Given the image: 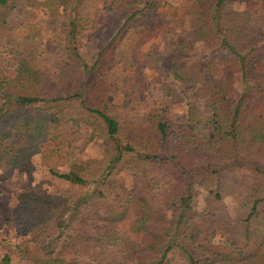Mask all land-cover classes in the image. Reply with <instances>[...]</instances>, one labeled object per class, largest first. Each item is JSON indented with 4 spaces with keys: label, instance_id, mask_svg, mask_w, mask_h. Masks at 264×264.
Returning a JSON list of instances; mask_svg holds the SVG:
<instances>
[{
    "label": "trees",
    "instance_id": "obj_1",
    "mask_svg": "<svg viewBox=\"0 0 264 264\" xmlns=\"http://www.w3.org/2000/svg\"><path fill=\"white\" fill-rule=\"evenodd\" d=\"M237 1L188 0L193 42L230 57V63L204 57L171 63L173 81L191 85L203 110L188 102L183 125L154 113L145 126H135L106 99L116 66L124 76L135 68L129 57L140 45L156 37L168 41L155 0L106 3L99 19L110 35L91 60L80 46L82 12L92 0H65L52 30L25 23L21 39H8L18 7L54 15L58 3L0 0V170L9 176L25 167L31 176L29 162L46 143L69 148L82 127L90 130L89 141L101 135L106 148L82 170L50 171L75 186L92 180L84 195L18 196L17 212L26 215L31 233L17 245V264H61L72 255L88 264H170L174 251L184 264H264V31L258 29L264 0H245L246 8L235 11ZM47 36L57 48L51 56L41 46ZM123 47L127 52L120 53ZM130 83L140 85L138 75ZM125 171L135 181L130 189L115 179ZM199 191L204 206L197 210L192 200ZM225 197L235 204V217ZM132 207L139 217L129 229L143 235L137 245L115 231ZM10 263L8 255L0 259Z\"/></svg>",
    "mask_w": 264,
    "mask_h": 264
},
{
    "label": "rangeland",
    "instance_id": "obj_2",
    "mask_svg": "<svg viewBox=\"0 0 264 264\" xmlns=\"http://www.w3.org/2000/svg\"><path fill=\"white\" fill-rule=\"evenodd\" d=\"M44 1V0H37ZM58 3V12L49 15L40 7L29 11L18 7V14L12 13L8 29L11 38L21 39L25 36L27 29L25 23H37L44 29L52 30L56 21L63 17L64 1L55 0ZM110 0H92L90 6L83 9L84 33L80 53L87 60H91L97 54L100 46L106 42L110 33L105 27V20H100L103 6ZM157 7L158 22L165 27L167 42L161 37H156L147 43L140 45L130 54L135 68L126 71L121 75L120 66H116L111 72L115 84L109 90L106 99L108 106L124 112L133 120L135 126H145L149 116L154 113L162 114L172 124L183 125L186 122V104L194 102L196 107L202 111L203 101L192 97L194 88L191 85L173 81L169 74V67L172 62L186 63L193 58L214 59L221 63L229 62L230 57L226 53L209 54L199 43L192 40V30L189 28V17L186 15L188 0H155ZM26 0H19V5H24ZM245 0H239L231 8L235 11H242L246 8ZM259 12L255 13V16ZM58 15V16H57ZM24 18V24L19 26ZM99 19V20H98ZM258 29L264 31V25L258 24ZM187 43V47L178 48L177 45ZM42 50L51 56L56 54L57 48L52 39L47 36L41 39ZM59 51V50H58ZM121 52H127L123 47ZM138 75L140 85L130 83V78ZM138 85V86H137ZM243 84L237 77L235 87L240 90ZM124 110V111H123ZM208 115V113H206ZM199 136H210L208 129H196ZM90 130L84 127L79 128L69 148L65 143L48 142L29 162L32 170L31 176L26 173L25 167L17 168L6 176L0 170V259L8 255L10 264L18 263L17 245L29 239L31 229L28 219L24 213L17 212L18 196L27 192H34L40 196H52L56 192L66 191L69 193L78 192L84 195L92 188L93 181L87 180L84 186H75L67 181L59 180L52 176L54 173H68L73 168L84 169L85 163L104 155L106 148L101 135L93 141H89ZM115 179L117 183L130 189L134 186V179L128 172L119 173ZM227 213L235 217L236 209L230 197L224 198ZM192 205L200 210L204 206V192L199 191L193 197ZM138 211L132 207L128 220L117 224L115 231L129 243L140 244L142 233H134L129 229V222L138 218ZM170 264H184L176 251L169 256ZM88 264L80 256H65L61 264Z\"/></svg>",
    "mask_w": 264,
    "mask_h": 264
}]
</instances>
